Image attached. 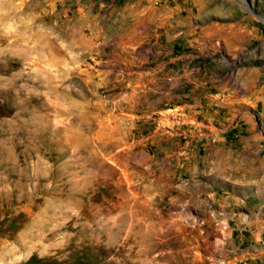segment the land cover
Segmentation results:
<instances>
[{
  "label": "rangeland",
  "instance_id": "obj_1",
  "mask_svg": "<svg viewBox=\"0 0 264 264\" xmlns=\"http://www.w3.org/2000/svg\"><path fill=\"white\" fill-rule=\"evenodd\" d=\"M0 264H264V0H0Z\"/></svg>",
  "mask_w": 264,
  "mask_h": 264
}]
</instances>
